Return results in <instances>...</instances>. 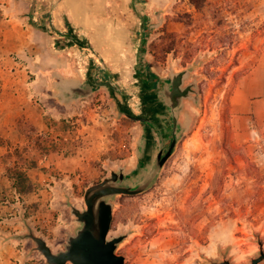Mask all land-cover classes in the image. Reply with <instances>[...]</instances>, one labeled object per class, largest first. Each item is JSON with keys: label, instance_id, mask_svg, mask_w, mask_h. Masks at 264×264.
<instances>
[{"label": "rangeland", "instance_id": "rangeland-1", "mask_svg": "<svg viewBox=\"0 0 264 264\" xmlns=\"http://www.w3.org/2000/svg\"><path fill=\"white\" fill-rule=\"evenodd\" d=\"M101 2L125 5L142 26L149 74L168 79L188 70L183 85L196 82L182 99L178 141L156 177L141 193L110 198L108 237L125 234L116 252L124 264H249L264 252V0ZM134 87L126 91L134 113L150 115L141 86ZM79 100L71 116L54 122L55 140L49 134L77 167L45 186L42 216L30 230L54 252L73 233L70 207L85 206L89 185L120 166L128 176L143 165L137 149L145 125L122 113L120 94L94 86ZM28 246L25 264H47L31 238L18 245L25 252Z\"/></svg>", "mask_w": 264, "mask_h": 264}, {"label": "crops", "instance_id": "crops-1", "mask_svg": "<svg viewBox=\"0 0 264 264\" xmlns=\"http://www.w3.org/2000/svg\"><path fill=\"white\" fill-rule=\"evenodd\" d=\"M101 1L0 0V264H25L32 257L31 246L25 252L18 245L31 238L33 221L42 216L45 186L59 172L77 167L75 159L58 151L42 158L29 146L19 120L52 135L54 122L71 116L72 105L82 98L71 97L68 86L93 76L128 92L142 86L137 59L142 26L135 25L125 5ZM15 148L37 162L27 170L37 188L21 202L14 201L5 175ZM32 204L37 208L30 212Z\"/></svg>", "mask_w": 264, "mask_h": 264}, {"label": "water", "instance_id": "water-1", "mask_svg": "<svg viewBox=\"0 0 264 264\" xmlns=\"http://www.w3.org/2000/svg\"><path fill=\"white\" fill-rule=\"evenodd\" d=\"M157 24L148 27L150 29ZM142 28L141 43L137 54L139 75L142 77L141 101L150 115L134 113L125 90L113 80H97L95 76L84 84L70 85L66 88L71 97H87L94 86H103L120 94L118 103L122 113L129 119L145 125V136L138 141L137 156L143 165L126 174L123 166L117 172L89 185L84 190V204L81 209L70 207L77 225L73 233L66 236L64 249L54 252L41 236L31 235L34 248L42 255L47 264H124V255L116 252V245L125 234L108 237L113 219V203L110 198L115 195L132 196L141 193L158 174L170 155L175 138L179 136L178 115L182 99L195 93L196 82L182 86L188 70L171 73L168 79H158L147 72L144 57L145 34ZM137 66V65H136ZM142 73V74H141ZM150 78L151 82L145 80ZM153 83V84H152ZM196 99V98H195ZM175 135L168 149L164 151L165 142ZM264 258L260 251L258 256L250 259L249 264H258ZM220 264H232L224 259Z\"/></svg>", "mask_w": 264, "mask_h": 264}, {"label": "trees", "instance_id": "trees-1", "mask_svg": "<svg viewBox=\"0 0 264 264\" xmlns=\"http://www.w3.org/2000/svg\"><path fill=\"white\" fill-rule=\"evenodd\" d=\"M206 0H190V2L197 7V2L204 3ZM4 18L2 11L0 10V20ZM22 124L23 130L26 133L29 141V146H33L40 151L42 158L46 157L51 151H60V148H56V145L53 144L52 139L48 133L37 132L31 125L23 119L19 120ZM27 150V146L23 148L22 152ZM12 154L8 153L7 157H10ZM13 155L15 157L14 161H10L5 169V175L9 179L11 188L13 190L14 201L17 202L23 201V197L36 190L37 185L31 181L27 174V170L37 166L35 160L29 158H22V153H20L17 148L13 150ZM4 199H1L2 201ZM30 212L36 210L37 205L32 204L28 206ZM28 208H25L24 215Z\"/></svg>", "mask_w": 264, "mask_h": 264}, {"label": "flooded vegetation", "instance_id": "flooded-vegetation-1", "mask_svg": "<svg viewBox=\"0 0 264 264\" xmlns=\"http://www.w3.org/2000/svg\"><path fill=\"white\" fill-rule=\"evenodd\" d=\"M178 73H182V71L181 72H178ZM182 86H184L183 84H182ZM186 86V85H185ZM175 138V135H171V138L169 139V141H168V143L166 144V148L164 149V151H166L167 149H168V147L170 146V144H171V142H172V139H174ZM177 141H178V138H175V142H174V145H173V148L175 147V145H176V143H177ZM173 148H172V150H173ZM172 152V151H171ZM170 155H171V153H170ZM169 155V156H170ZM169 156H168V158H169ZM167 158V159H168ZM166 159V160H167ZM166 162V161H165ZM164 162V163H165ZM260 251H262V250H259V253H258V255L260 254ZM263 252V251H262ZM264 253V252H263ZM257 255V256H258ZM264 261V258L258 263V264H260L261 262H263ZM220 264V263H219Z\"/></svg>", "mask_w": 264, "mask_h": 264}]
</instances>
